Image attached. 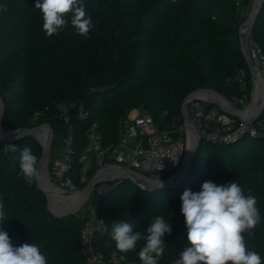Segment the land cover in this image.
Returning <instances> with one entry per match:
<instances>
[{"label":"trees","instance_id":"obj_1","mask_svg":"<svg viewBox=\"0 0 264 264\" xmlns=\"http://www.w3.org/2000/svg\"><path fill=\"white\" fill-rule=\"evenodd\" d=\"M93 29L77 34L70 22L49 37L35 0H0V127L5 131L48 124L55 151L71 128L67 175L78 189L79 156L86 133L95 123L103 146L118 144L122 118L131 111L150 115L159 130L173 133L182 125L181 104L190 93L213 90L234 101L250 96V73L239 51L242 15L235 0H85ZM249 0L243 1L247 6ZM251 44L264 57V0L250 30ZM243 73L246 82L241 87ZM69 107L64 125L57 105ZM214 106L210 105L209 108ZM37 114V121L32 117ZM173 135V134H172ZM61 139V142L57 140ZM14 145L17 151L8 146ZM31 148L38 160L41 146L32 136L0 138V202L8 219L0 225L14 246L34 243L48 264H82L81 221L73 215L56 218L36 182L20 175L19 153ZM183 181L172 188L141 191L130 181L109 185L97 199L94 215L104 230L93 238L100 264H112L114 221L133 225L146 234L156 216L168 220L171 234L163 237L165 251L158 264H173L188 246L180 197L185 189L200 191L203 182H236L245 194L258 197L261 222L248 248L264 261V138L244 136L231 144L201 138ZM122 254L131 264H142L139 251ZM230 264V262H229Z\"/></svg>","mask_w":264,"mask_h":264},{"label":"built area","instance_id":"obj_2","mask_svg":"<svg viewBox=\"0 0 264 264\" xmlns=\"http://www.w3.org/2000/svg\"><path fill=\"white\" fill-rule=\"evenodd\" d=\"M244 0H235L236 7L242 8ZM247 55L256 80L254 84V104L249 113L245 116L235 117L220 111L218 108L214 114L210 107L211 101L204 94L196 91L188 100L185 107L181 109L185 117L190 121L193 129L200 138L217 144H231L244 136L264 138V113L258 120L255 117L261 110L264 100V57L258 46L251 44L250 40L246 45ZM260 78L261 89L257 88V79ZM242 88L246 82L243 73L239 79ZM251 90V88H250ZM212 96L213 92H209ZM216 95V94H215ZM263 97V98H262ZM223 99V98H222ZM229 110L239 114L248 106V99L244 96L241 99L229 101L223 99ZM60 119L67 125L69 119L68 105H57ZM37 114L32 117V123L37 121ZM173 133L168 130H159L153 123L150 115L131 111L121 119L118 129V144L114 147L103 146L102 138L93 123L86 133V144L79 156L80 178L79 183L87 185L91 179L89 194L95 193L94 204L89 214L81 221L79 239L81 253L84 258L82 264H100L101 259L95 254L93 238L97 233L104 230V223L94 215V205L107 190L110 184L120 181V170L130 177L162 180L175 176L186 157L189 136H193L190 129L184 122ZM71 128L67 127V136L62 144L56 148L58 157L53 159L49 165L47 179L50 185L57 191L67 195L77 194L78 189L72 179L67 175L71 155ZM173 134V135H172ZM120 169V170H118ZM132 174V176L130 175ZM134 175V176H133ZM53 197L50 206H54ZM112 264H131L122 254H111Z\"/></svg>","mask_w":264,"mask_h":264},{"label":"clouds","instance_id":"obj_3","mask_svg":"<svg viewBox=\"0 0 264 264\" xmlns=\"http://www.w3.org/2000/svg\"><path fill=\"white\" fill-rule=\"evenodd\" d=\"M35 8L49 37L61 32L69 22L80 35L87 36L94 27L85 0H35ZM8 148L17 151L14 145ZM19 169L27 183L39 181L38 158L27 146L19 153ZM180 200L188 246L173 264H264L261 255L248 248L245 236H251L261 222L255 194H245L236 182L217 185L208 180L200 191L185 189ZM3 208L0 202V225L8 220ZM171 232V225L162 216L151 220L146 234L134 232L130 223L114 221L110 233L115 243L112 254L134 251L143 239L139 259L142 264H158L165 251L163 237ZM0 264H48V257L34 243L14 246L8 233L0 228Z\"/></svg>","mask_w":264,"mask_h":264},{"label":"water","instance_id":"obj_4","mask_svg":"<svg viewBox=\"0 0 264 264\" xmlns=\"http://www.w3.org/2000/svg\"><path fill=\"white\" fill-rule=\"evenodd\" d=\"M262 4V0H254L253 3L250 6V10L248 13L247 18L245 19V21L238 27V35H239V51L242 54V56L244 57V59L246 60L247 64H248V68H249V73H250V96H249V101H248V106L241 110L239 112V114H236L235 112L221 106L216 100L215 98H213V96L210 95L209 92H213L215 93L213 90H206V89H200L197 90L198 92L204 94L205 96H207L210 101L212 106H216L220 111L235 116V117H239V116H245L249 113L251 107L254 104V100H255V96H254V84H255V80H256V75L252 69L253 66H251L249 57L247 55V49H246V44H247V40L249 37V34L251 33L250 30L252 28V25L255 21V17L261 7ZM244 27L246 30V34H245V39H242L241 35H240V30L241 28ZM196 91L190 93L189 95L186 96V98L182 101L181 104V109L183 107H185L186 103L188 102L189 98L195 93ZM217 96L221 97L220 95H218L217 93H215ZM222 98V97H221ZM3 105H2V101L0 99V121H1V115H2V111H3ZM264 113V100L262 103V107L261 110L258 114V117L254 118V121L258 120L259 117H261L260 115H262ZM184 113L181 112L182 115V120L184 122V124H186L190 129H192V139L193 142L192 144L189 146H187V152H186V157L184 160V164L182 165V168L180 169V171L173 177L167 178V179H162V180H152V179H147V178H133L130 177L129 175H126L123 173L122 170H120L121 174L119 177L122 180H128L130 181L137 189L141 190V191H157V190H161V189H167V188H172L174 186H176L177 184H179L181 181H183V178L189 168V166L191 165V161L194 157L196 148H198V144L201 140V138L198 136V134L196 133V131L193 129L192 124L190 123V121L185 117V115H183ZM1 125V124H0ZM42 131L45 132V144L42 145L41 142L39 141L37 135L39 133H41ZM21 136H32L34 138L37 139L38 143L41 146V157L38 160V164L40 167V164L42 162V160H44L45 157H48L50 149H51V143L53 140V132L50 128V126L48 124H39L37 126H34L32 128L29 129H25V128H17L14 130H10V131H5L0 127V138L2 140L5 141H10L13 139H18V137ZM48 180V179H47ZM49 183V181H48ZM90 184H93V179H91L89 181V183L87 185H85L82 189H80L78 191L79 193V198L77 200V203L70 209L61 211V212H54L51 210V206H50V200L52 198V194L50 192L49 189H47L45 186H43L40 183V180L38 182H36V186L37 188L45 195L46 200H47V204H48V210L50 211V213L55 216L56 218H64L65 216L71 215L73 214L75 211H77V209L80 207V202L84 199V198H88L89 194V188H90ZM87 201V199H86ZM85 201V202H86ZM84 202V203H85Z\"/></svg>","mask_w":264,"mask_h":264},{"label":"bare ground","instance_id":"obj_5","mask_svg":"<svg viewBox=\"0 0 264 264\" xmlns=\"http://www.w3.org/2000/svg\"><path fill=\"white\" fill-rule=\"evenodd\" d=\"M245 34H246V30L244 27L241 28L240 30V35L242 37V39H245ZM249 41V40H248ZM247 45V44H246ZM261 81L260 78L258 77L257 79V88L258 90L261 89ZM213 98H215V100L223 107L229 109L228 105L226 104V102L219 96L213 94L212 95ZM263 98V97H262ZM38 138L39 141L41 142L42 145L45 144V132L42 131L41 133L38 134ZM193 139L191 136H189V146L192 144ZM48 157H45L44 160H42L40 167H39V171H40V183L45 186L47 189L50 190L53 199L56 201L55 205L57 203V207H52V210L54 212H61L67 209L72 208L76 203L77 200L79 198V193L77 194H72V195H67L65 193H61L57 190H55L50 183H48L47 180V161H48ZM130 175L132 176V174L130 173ZM134 176V175H133ZM137 177V176H136ZM87 198H84L81 202H80V206L84 204V202L86 201Z\"/></svg>","mask_w":264,"mask_h":264},{"label":"rangeland","instance_id":"obj_6","mask_svg":"<svg viewBox=\"0 0 264 264\" xmlns=\"http://www.w3.org/2000/svg\"><path fill=\"white\" fill-rule=\"evenodd\" d=\"M250 6V5H249ZM248 6V8H247V11H245V13H242L241 15H242V18H241V22H240V25L245 21V19L247 18V16H248V13H249V10H250V7ZM239 25V26H240ZM248 40H250V38L248 37ZM249 42V41H248ZM219 95V94H218ZM222 97V96H221ZM223 98V97H222ZM223 99H225V98H223ZM215 108L216 109H213L212 111H211V113L212 114H214L215 113V111L217 110V107L215 106ZM37 137H38V135H37ZM39 139V138H38ZM64 139V138H63ZM57 140L59 141V142H61V139H59V137H57ZM63 141V140H62ZM62 143V142H61ZM58 157V154L55 152V151H51V149H50V152H49V155H48V161H47V172L49 171V165H50V163H51V161L53 160V159H55V158H57ZM85 186V185H84ZM95 193H91V195H89L88 196V198H87V201L83 204V205H81L78 209H77V211H75L73 214H71V215H73V216H75L78 220H82V219H84L88 214H89V212H90V210L92 209V207H93V202H94V198H95ZM52 207H57V203H56V205L54 204V206H52ZM51 210H52V208H51ZM53 211V210H52Z\"/></svg>","mask_w":264,"mask_h":264},{"label":"crops","instance_id":"obj_7","mask_svg":"<svg viewBox=\"0 0 264 264\" xmlns=\"http://www.w3.org/2000/svg\"><path fill=\"white\" fill-rule=\"evenodd\" d=\"M253 1L254 0H249V4L247 6H242V8L239 9V14L241 15L242 13H245V11H247L248 6L249 5L251 6V4L253 3Z\"/></svg>","mask_w":264,"mask_h":264}]
</instances>
